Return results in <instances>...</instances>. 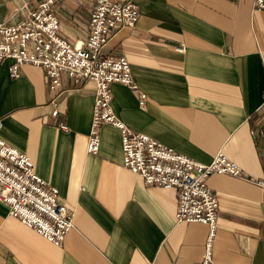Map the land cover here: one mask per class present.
I'll use <instances>...</instances> for the list:
<instances>
[{"label": "crops", "instance_id": "0c3cea01", "mask_svg": "<svg viewBox=\"0 0 264 264\" xmlns=\"http://www.w3.org/2000/svg\"><path fill=\"white\" fill-rule=\"evenodd\" d=\"M134 1L137 25L119 29L104 49L127 55L139 84L113 82L114 111L196 160L210 162L222 150L242 166V176L207 178L220 200L213 254L223 264H264V188L251 179L264 178V9L254 0ZM91 6V0L59 2L63 37L84 41ZM9 66L0 61L3 137L59 187L75 224L57 245L0 200V264L202 261L209 226L178 221L177 188L147 185L123 165L119 127L102 124L99 151H88L96 83H78L64 71L54 115L47 70L25 63L14 77Z\"/></svg>", "mask_w": 264, "mask_h": 264}, {"label": "built area", "instance_id": "2783aa9c", "mask_svg": "<svg viewBox=\"0 0 264 264\" xmlns=\"http://www.w3.org/2000/svg\"><path fill=\"white\" fill-rule=\"evenodd\" d=\"M60 1L38 0L37 4L28 1L21 14L0 21V61L10 60L9 71L14 77L21 75L25 63L43 66L53 92L54 115L59 112L57 96L63 89L64 71L78 83L93 80L96 99L88 151H99L102 124L119 127L123 165L138 173L147 185L177 188L178 221L209 226L205 256L196 264H223L213 254L220 200L208 186L207 178L216 172L242 176V166L222 150L210 162L196 160L144 131L135 130L114 111L113 82L133 89L139 88V84L128 56L107 54L104 49L119 29L137 25L141 10L134 0H91L88 33L82 43L61 35V20L55 12ZM254 6L264 9V0H254ZM177 48L184 51L186 45ZM140 96L142 105L147 95L142 91ZM3 125L0 117V200L8 203L10 215L59 245L73 228L75 214L62 199L59 187L36 171L30 154L7 142ZM61 127L70 130L65 123ZM251 179L264 188V178Z\"/></svg>", "mask_w": 264, "mask_h": 264}, {"label": "rangeland", "instance_id": "374dc122", "mask_svg": "<svg viewBox=\"0 0 264 264\" xmlns=\"http://www.w3.org/2000/svg\"><path fill=\"white\" fill-rule=\"evenodd\" d=\"M34 0H0V21L6 20L10 15L18 16L27 2Z\"/></svg>", "mask_w": 264, "mask_h": 264}]
</instances>
